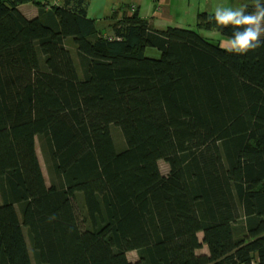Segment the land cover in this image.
<instances>
[{
    "label": "trees",
    "instance_id": "1",
    "mask_svg": "<svg viewBox=\"0 0 264 264\" xmlns=\"http://www.w3.org/2000/svg\"><path fill=\"white\" fill-rule=\"evenodd\" d=\"M88 5L0 0V264H264V44Z\"/></svg>",
    "mask_w": 264,
    "mask_h": 264
},
{
    "label": "clouds",
    "instance_id": "2",
    "mask_svg": "<svg viewBox=\"0 0 264 264\" xmlns=\"http://www.w3.org/2000/svg\"><path fill=\"white\" fill-rule=\"evenodd\" d=\"M217 29H231V36L221 42V48L227 53L244 55L264 44V3L256 0L251 11L242 6L237 9L217 7L214 15Z\"/></svg>",
    "mask_w": 264,
    "mask_h": 264
},
{
    "label": "rangeland",
    "instance_id": "3",
    "mask_svg": "<svg viewBox=\"0 0 264 264\" xmlns=\"http://www.w3.org/2000/svg\"><path fill=\"white\" fill-rule=\"evenodd\" d=\"M188 3L186 8L182 9V6L180 3H176L173 5V15L175 17V20L171 24V26H174L175 24L181 25V27H186V28H191L197 30L203 37L207 38L208 40L214 42L215 44H218L221 46V42L228 37L222 35L216 30H205V29H199L196 26V17L192 14V12H203V11H208V12H215V9L217 7H223V8H233L237 9L242 6H247V5H252L255 4L256 0H188ZM261 2H264V0H261ZM31 6V4H28ZM186 10V13L184 11ZM70 45V43L68 44ZM146 55L148 56H158L159 52L156 49L153 48H147L146 49ZM111 133L115 142V145L118 148H122L124 145V140L123 136L121 134V131L117 128L112 126L111 127ZM36 150H37V155L39 158V162L43 171V174L45 176L46 182L49 184L50 178L49 174L46 168L45 160L42 155L41 149H40V144L38 139H36ZM159 168L162 173L168 172L169 168L168 165L163 161L159 160L158 161ZM1 202V198H0ZM201 237V235H200ZM201 252L207 251L206 248H202L200 250ZM127 257L131 261L137 260V253L136 251H130L127 254Z\"/></svg>",
    "mask_w": 264,
    "mask_h": 264
},
{
    "label": "crops",
    "instance_id": "4",
    "mask_svg": "<svg viewBox=\"0 0 264 264\" xmlns=\"http://www.w3.org/2000/svg\"><path fill=\"white\" fill-rule=\"evenodd\" d=\"M180 3L182 9L186 8L190 3L188 0H89L87 8V16L92 19H103L113 9L122 5H134L140 16L148 19L150 25L155 29H164L171 26L175 17L173 15V5ZM31 3H24L19 6L21 12L28 18H33L38 14V9ZM186 13V10L184 11ZM198 11L192 12L196 17ZM174 26H181L175 24ZM206 252V251H205Z\"/></svg>",
    "mask_w": 264,
    "mask_h": 264
}]
</instances>
